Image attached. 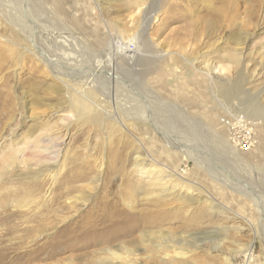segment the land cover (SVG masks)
I'll list each match as a JSON object with an SVG mask.
<instances>
[{
    "label": "rangeland",
    "instance_id": "374dc122",
    "mask_svg": "<svg viewBox=\"0 0 264 264\" xmlns=\"http://www.w3.org/2000/svg\"><path fill=\"white\" fill-rule=\"evenodd\" d=\"M31 1L44 14L36 16L41 25L64 28L82 39L91 57L84 55V61L122 70L125 75L144 74L147 89L164 107L160 113L164 133L180 135L220 175H210L194 162L182 163L179 173L202 185L224 205H204V197L200 205L188 207L187 198L174 202L164 195L158 197L161 187L157 185L151 186L156 192L152 197L147 196L150 189L141 192L143 181L161 175L152 165L155 160L169 166L173 163V167L178 164L166 136L137 116L135 127L130 132L123 130L107 117L126 120L127 113L121 109L117 113L116 107L96 118H78L66 91L80 92L79 86L65 79L58 81L38 59L39 51L28 52L34 44L10 21L8 3L0 0V236L15 238L32 227L42 233L36 249H43V254L22 264H111L103 251L118 253L122 245L116 240L106 242L108 237L97 239L92 234L72 248L59 247L61 234L79 228L88 216L97 217L104 213L101 207L109 206L140 212L137 223L116 229L120 234L139 227L132 239L122 242H139L140 231L151 221L155 230L164 231L166 239L192 249L185 251V259L174 263L163 262L152 249L138 251L141 264H264V218L247 195L224 185L226 180L241 187L245 183L264 197V0ZM116 38L124 40L123 47H116ZM134 42L137 45L132 46ZM43 48L51 51L49 46ZM67 48L62 47L68 53ZM219 88L228 90L229 96ZM83 95L91 103L90 96ZM112 102L115 104L114 99ZM257 108L262 114L255 117ZM240 112L246 123L259 118L262 127L255 133V145H248L252 150L248 152L246 145L248 151L239 148L235 157L226 148L231 143L227 122ZM236 138L251 139L243 133ZM141 149L151 158L143 171L133 167ZM8 158L18 162L13 164ZM102 162L105 175L97 186L91 181ZM48 168L54 171L52 181L39 176ZM110 170L114 173L108 177ZM50 185L54 202L45 199ZM78 196L88 200V205L77 212L68 200ZM132 250L137 251V246Z\"/></svg>",
    "mask_w": 264,
    "mask_h": 264
},
{
    "label": "bare ground",
    "instance_id": "6f19581e",
    "mask_svg": "<svg viewBox=\"0 0 264 264\" xmlns=\"http://www.w3.org/2000/svg\"><path fill=\"white\" fill-rule=\"evenodd\" d=\"M1 1H3V3L4 2L8 3V5L5 4V7L9 9L8 13L9 15L11 14L10 19L11 18L13 19V21L12 20L10 21L13 24H15V27L19 30V32H21L22 34H24V36L27 37L28 42L34 44L33 46L31 45L32 49L31 51L28 52L33 55L35 54L34 53L35 51L37 54L39 51L41 55L40 58L38 59L39 60L42 59L43 62L41 60L40 62L48 69V71L53 72L57 75L56 78L59 79V80L57 79L58 81H63L65 79L69 83L75 82L76 85L79 86L78 90H81L80 91L81 93L76 90L72 91L70 90V88L68 89L69 92L66 91L69 94L68 95L69 103L73 108V110L77 113L78 118L81 117L96 118L102 115L100 112L102 111L108 112V110L112 111L110 109L116 107L114 108V111H116L117 113H119L118 111H120V109L121 111L127 113L128 117L127 115H125L127 117L126 120H124L125 117L121 119L120 116L118 115L117 116L119 117L120 121H118L117 118L115 119L114 117H110V115H108L107 117L109 118L110 121H114V122L116 121L117 123L116 122L115 123L123 130L130 132V129L132 127H135L133 121L134 119H136L135 117L137 116V118L140 121H142L143 123H150L155 128L156 131L166 136L165 138L168 147L170 149L175 150L174 153L176 154V160L178 164L177 165L174 164L175 167H173L172 166L173 163L170 164L169 166L165 162H158V160L157 161L155 160L156 164L153 163L152 165L156 166L154 169L157 171V173L161 171V175L157 176L155 174L152 177H150L151 179L149 182L146 181H143L142 183L140 182L141 184L139 185V187H141V192H146L147 191L146 189H150L147 193V196L152 197L153 195L156 194V192L154 191L152 192L151 186L157 185L161 187V189L158 190L159 193L157 192L158 197L164 195L163 197H165L166 199L170 198L174 202H180L184 198H187L188 207L193 206L194 204L200 205V201L204 197L207 198L204 201V205H210V206L217 205L220 207L224 205L222 202L214 198L211 192L209 193L208 190L204 189L202 185L189 181L188 178L183 175L184 173H179L180 170L179 166H181L182 163L189 164L190 162H194L199 169H202L203 171H207L210 175L213 176L214 174L217 176L220 175V173H218L213 167L206 164L205 162H202L203 160L201 161V159L203 158L199 159L200 156L197 154L198 151H196L195 148L192 147V145L189 144L188 142L187 144H184L183 142L184 140L179 139L181 138L180 135L175 134L172 131L170 132L168 131L164 133L163 126L161 127V125L162 123L165 122H163L164 118H162L160 115V113L164 112L163 110L164 107L163 105H160L161 103L160 101L158 100L156 101L155 99L156 97H153V95L151 94L152 92L149 91V89H147L149 87L147 86L148 84L144 80L143 77L144 74L143 75L140 73L136 74L135 72H133L125 75L122 72V70L119 69L116 70V68L112 70H107L104 67H96L90 64L89 61L88 62L84 61L83 60L84 55L90 59L91 57L87 53L86 45L82 42V39L71 33L69 30H64V28L63 30L62 28L59 30L58 29L55 30L54 26L53 28H49L48 26L41 25L40 23L41 21L38 20L36 16L40 17L42 12L37 10L38 8H36L35 5L36 3L32 4L31 0H1ZM140 5L142 6V4ZM2 10L4 9L2 8ZM152 21L153 19L151 20V22ZM54 30L57 31V34H55ZM122 41L124 40H122L121 38H116L113 41V43H116V47H118L119 44L120 47H123ZM57 42L61 43L62 45L60 46L57 45ZM42 43H45L47 45L44 44L42 45ZM38 45H42L41 46L42 48ZM135 45H137L136 42L132 43V46ZM43 46L45 47L49 46V50L51 48V51H47L46 49L43 48ZM63 46L64 47L68 46L67 48L68 53L65 51V49L64 50L62 49ZM59 52H61L62 54H60ZM131 60H132L131 63H133L137 59L135 58ZM237 60L238 59L236 55L235 61ZM118 65L122 66V62L120 61ZM146 89L148 90V92L146 91ZM219 89L223 90L222 92L223 95H226V97L227 95L229 96L228 90L222 88ZM238 91L241 92L240 88L238 89ZM84 93L90 96L91 103L89 101H86V98H84L83 95ZM78 96H82V97H78ZM112 99H114L115 104L112 102ZM138 102L142 104L143 106L142 108L141 107L139 108L138 105L135 104ZM103 103H106L107 105H103ZM132 103H134V105H132ZM165 108H169V107H165ZM170 108L172 109L173 107ZM252 109H256V108H254L253 106ZM257 114H259V116L260 114H262L260 113L259 108H257L256 112L253 113L255 117H257L256 116ZM182 115H185V117H187V115L184 112ZM237 116L238 117L235 118L234 120L230 121L229 123L227 122L229 128V129L227 128V136L229 132V138H230L229 141L231 142L229 143L231 147L223 143L224 144L223 146L226 145L227 150L231 152V154H233L235 157L238 156V151L240 152V149L243 151H248L246 149L244 150V146L247 145V149H249L248 145L252 144L250 147L255 145L253 144V139H255V133L258 132L259 127L262 125L259 121V118H253L251 119L252 122L246 123L244 119L245 116L242 115V112L238 113ZM33 122H36V120H33ZM126 125H129V127ZM197 129H199V127H197ZM242 133L244 137H251V139H249V142H245L244 139L237 140L236 136ZM231 138L233 140H231ZM241 147H243V149ZM251 150L252 149H249L248 152H250ZM150 159L151 158L149 157L147 152L141 149V151L138 153V157L134 160L133 167L139 171H143L146 162ZM8 160L12 161L13 164L18 162L17 160L15 159L12 160L11 158H8ZM105 166L106 165L104 162L100 164V166L98 167V174H96L91 181L92 183L97 184V186H100V184L102 183L103 174L105 175V171H104ZM111 173L113 174L114 172H111L110 170L108 177H111ZM145 173L147 174V172H142V174ZM2 174L3 173H0V178L2 177ZM53 174L54 171H52L51 168H48L42 171L41 173H39V176L43 178L45 177V181L46 180L52 181L54 179ZM142 176L143 175H141L139 181L143 180ZM108 180L109 179L107 178L105 182H107ZM221 182L222 181H220V183ZM225 182L227 184L225 183L224 185L226 186L230 185L229 189L234 191L235 193L239 195L244 194V197L245 195H247L246 197L254 202L255 204L254 207L259 212L262 219L264 218V200H263L264 197L260 198L258 195H256L255 191H253V189H250L251 185L248 186L247 184L244 183V187H241V185H239L238 183L235 184L230 183L227 182V180ZM255 182L256 181H254L253 183ZM139 187L137 190H140ZM45 197L46 200L49 199V202H54V198L52 197L51 185ZM68 201L71 206V209H75L77 212L85 209L88 205V200H85L79 196L69 198ZM20 205L21 204H18V206ZM100 210L104 213L97 217L94 215H90L85 219V222H83L79 228L71 229L64 232V234H61L59 244L62 245H60L59 247L67 246L72 248L77 243H79L81 239L88 237L92 234H95L97 239L101 238L102 236L108 237L106 242L113 243L116 240L118 241V243L122 245L121 249L118 250V253L120 254L111 252L108 249L103 251L105 254L109 256V260L111 264L118 263V261L120 262V264H138V263L141 264L139 262V258L136 255L137 252L138 251L148 252L149 249H152L151 252L157 253L161 257L163 262H167V263L180 262L183 259H185L187 256L185 251L192 250L190 248H187L186 245H183L181 242H175L171 239H166L164 231L161 229L155 230L156 226L151 221H147L145 223L146 229L144 228L140 231L141 240L139 242L126 244L122 242V240L126 241L132 239L138 233L139 227L136 225L134 226L133 229L125 233L120 232V234H117L115 231L116 229H124V227L128 226L131 223H137L139 221L137 216L140 214V212H136V210L132 208H128V210L127 209L116 210L114 208H111L110 206L101 207ZM39 232H40V228L35 229L34 227H32L30 229L27 228L22 232L25 235L22 234L21 236L15 238L8 239L6 238V235L0 236V264H22L29 262L30 260L31 261L37 260V258L41 254H43V249L42 250L39 248L36 249V246L38 245L37 243L40 240L39 237L42 235V233L39 234ZM262 235L264 238V232ZM24 236H28V238ZM93 243L95 242L93 241L84 244L78 249L80 248L83 249L84 246L88 247ZM134 246H137V251L132 250ZM140 247H144V248L141 249ZM58 248H56V250ZM191 252L192 251L188 252V254ZM12 254L15 255L14 256L15 260H12L11 258ZM248 257L252 259L253 254L250 253Z\"/></svg>",
    "mask_w": 264,
    "mask_h": 264
}]
</instances>
